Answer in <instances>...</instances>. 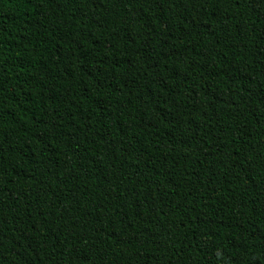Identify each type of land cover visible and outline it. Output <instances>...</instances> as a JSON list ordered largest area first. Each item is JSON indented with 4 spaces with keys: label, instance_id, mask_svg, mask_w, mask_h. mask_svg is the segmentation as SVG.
I'll return each mask as SVG.
<instances>
[{
    "label": "trees",
    "instance_id": "obj_1",
    "mask_svg": "<svg viewBox=\"0 0 264 264\" xmlns=\"http://www.w3.org/2000/svg\"><path fill=\"white\" fill-rule=\"evenodd\" d=\"M0 264H264V0H0Z\"/></svg>",
    "mask_w": 264,
    "mask_h": 264
}]
</instances>
